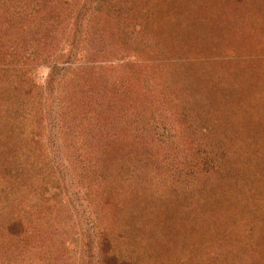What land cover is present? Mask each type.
<instances>
[{
  "label": "rangeland",
  "instance_id": "1",
  "mask_svg": "<svg viewBox=\"0 0 264 264\" xmlns=\"http://www.w3.org/2000/svg\"><path fill=\"white\" fill-rule=\"evenodd\" d=\"M83 1L56 0L39 29L56 24L53 18L65 11L67 20L68 4ZM109 1L123 6L114 34L109 29L116 18L104 22L92 14L88 31L71 39L60 19L53 41L32 49L40 53L35 59L27 57L34 53L25 33L13 28L0 36V264H107L117 253L133 264H264V137H256L264 135V78L250 76V90L258 94L250 101L262 102L260 110L249 107L262 122L254 124L253 137L236 92L241 73L264 74V0ZM161 10H182L175 26L183 15L185 22L198 20L192 30L200 31L198 45L190 41L191 51L176 53L178 30L157 32L160 22L169 27L172 21L162 19ZM100 27L114 36L145 29L144 36L134 31L138 50L128 53L141 78L119 73L124 58L109 56L117 41ZM175 55L215 74L220 89L214 98L180 107L194 96L173 88L176 75L168 78L166 65L149 64ZM13 64L26 71H3ZM228 85L235 89L229 92ZM105 150V162L96 161ZM86 164L91 172L82 169ZM47 231L48 245L41 242ZM100 238L110 245L99 246Z\"/></svg>",
  "mask_w": 264,
  "mask_h": 264
},
{
  "label": "trees",
  "instance_id": "2",
  "mask_svg": "<svg viewBox=\"0 0 264 264\" xmlns=\"http://www.w3.org/2000/svg\"><path fill=\"white\" fill-rule=\"evenodd\" d=\"M55 2H56V0H13V1H11V0H9V1L0 0V36L4 35L2 38H4V37L7 38V33L13 28L15 30H17L19 33H21L22 35H24V33H25L26 36L28 37L27 43H30V46H31L30 47L31 53L32 52L34 53V54H30V56H32V57H30V56H27V57H28V59L29 58L30 59H35L38 56H40V53H39L38 50L36 51V50H32V49L39 48V47L43 46L45 44V42L48 41V40L53 41L51 39V38H54L53 33L55 32V30L53 28H55V29L57 28V23L60 22V19H61V21L66 22V25L70 27L68 32L71 33V35H72L71 39L72 38L74 39L75 37H79L80 38L84 30L88 31V28L86 27V21H87V19H89V17L92 14H93V17H98L99 19H102L104 22H109L111 19L114 20L116 18V21L113 24V28L109 29V32L114 34V32L112 31L113 29H115L116 31H119L117 29L118 27L116 28L117 22H118L117 18L120 15V8H122L123 6L119 5V7H118L117 2L109 1V0H85V1L82 2V4H79V3L68 4L67 3L69 5L65 9L68 12L67 20H66V11L64 10L65 14L63 13L62 16L53 18V19H55L57 21L56 24H53L50 27H49V25H46L48 28H46L45 31L39 29V26H38L37 23L38 22L46 23L47 17L51 18V15H52V13L55 10L54 6L57 5V4H55ZM93 7H96V10H94V11L91 10ZM161 7H163V5H161ZM169 8H171V7L168 6V11H170ZM24 9L27 10L26 14L24 13L21 16H18L20 14V12H22V11L24 12ZM90 11H91V13H90ZM161 11H163L162 15L165 16L162 19H164L166 22H167V20H169V21L172 20V21L169 22V23H171V26H169V27L165 26L163 22H160V25H159L160 27L157 29V32L158 33L159 32L160 33H164V31H165V33H167L168 29H170L171 31L172 30H176V29L178 30V32L176 34L178 36L179 41L177 42L178 48H177V50H175L176 53H177V51H179L180 53L184 52V54H186L189 51H191V49L193 47L190 45V41H191V43H194V45H196V44L198 45L197 41L199 40L198 38L200 37V31H199L198 36H196V34H195L196 32L192 31L195 28V26L197 24H199L198 20H190L189 22H185L186 21V17H185V15L182 14L183 17L185 18V21L183 20L184 22L181 21L179 24H176V26H175L174 23H176L177 21L174 22V20L176 19L177 15L182 13V10H178L176 12H173L172 14H170L169 12L167 14L164 10H161ZM102 16H104V17H102ZM189 16H190V14H189ZM146 17L150 18V13L145 15V18ZM48 20L51 21V19H48ZM148 20L149 19H147V21ZM143 29L144 28H141V29H138L136 31L133 28L132 32H128V33L124 32L123 34L120 33L118 36L117 35L116 36L111 35L110 33L107 34L106 32L108 30L106 28L100 27V29L98 30L99 33H105L106 39H114L115 41H117V43L115 44L116 46H113L114 51H112V52L109 51V56H111L110 53H114L117 57L121 56V58H124L123 62L117 63L119 65L118 66L119 73L121 75H123V74L129 75L128 77L130 79L138 80L143 75V74L138 72L139 65H137L136 61H131L133 58L128 57V55L130 54L129 53L130 51L134 52V51L138 50L136 48V45H133V40H135V38H136V37H134V35H135L134 31L137 34H138V32H141L142 35L144 36L145 29L144 30ZM41 31H42V33H40ZM150 31L154 32V30H152V29ZM27 32H31V33H27ZM91 32L94 33L95 32V28ZM78 33H80V34H78ZM26 36H25V38H26ZM39 37H41V39ZM123 38H126V40H127L126 44H124L123 42H120V40L123 39ZM140 42H141V40H140ZM162 43L163 42H161V40H160L158 42V44H159L158 47H160L162 45ZM70 45H71V43H70ZM169 45H173V44H169ZM161 47H162V49L164 51L166 46H161ZM171 47H173V46H171ZM195 47L196 46H194V48ZM201 49L202 48H201V45H200L199 51ZM8 50L10 52H13L14 49L13 48L12 49L8 48ZM172 50H173V48H169L170 52ZM120 52L121 53H125V54H121ZM144 53H147V52H144ZM72 55H73V51H72V47H71L70 50H69V56H72ZM165 55H168V54H166V52H165ZM125 57H128V58H125ZM164 57L166 59L165 62H164V58H163V62L160 61L159 63L154 64V61L157 60V59H154V60L152 59L149 64H153V65H162L163 64L164 66L166 65L167 67H164V69H165L167 74H170V76L168 78H170L173 75H176V76H173L172 78H170V80L174 81L173 88L176 89V90L178 88L179 92H181L180 94H183L184 97H186V96L188 97L189 95L194 96L193 97L194 101H192L191 104H188L189 103L188 102L185 105L183 102L182 103H181V101L179 102L180 103L179 105H181L180 107L182 109H187V110H188V108H192L193 109V107H195L196 104L197 105L199 104L201 106L200 102L203 99L208 98V97L209 98L210 97L214 98V95L217 94V93H215L214 90L215 89H220V87L217 88L218 83L215 80L216 76H215V74L213 72H210V70L207 69V67L204 68V66H203L202 70L198 69V68L197 69L196 68H192V65L189 62H182L181 61L182 59L179 60V58L176 57V55L173 56V57H175L176 60L174 58H172V60H169L168 56H164ZM68 59H70V58H68ZM106 59L107 60H105V62H109V59L108 58H106ZM133 60H135V59H133ZM66 61H68V60H66ZM116 61H120V60H116ZM116 61L113 62V64H115ZM12 62H15V61H12ZM145 63H148V62H145ZM67 68L68 67H66V69ZM203 68H204V70H203ZM24 70L26 71L24 66L19 68L17 65L13 64L11 66L5 67L3 71L6 72V73H9V75L13 76V75H18L17 73H19V72L23 73ZM50 70H51L50 71V77H48V79H47V83H48L47 84V87H48L47 89H49L50 92H51L52 87H53L51 85V83H52V81L54 79V75H55L56 70H57L56 63H53L51 65V69ZM168 72H170V73H168ZM185 74L188 75V80L189 81L187 83H185V81H184L185 78H187V77H185ZM244 74L245 75H249V76L245 77ZM252 74H253V72L252 73H241V75H239V79L238 80H241V84H240V87H238V90L236 91L240 95V97L242 99V101H240V103H239L240 105H242V107H240L241 113L245 116V118L247 119V122L251 124V127L254 124L257 125V123L261 124L262 122H261V119L259 120L257 115H255V114L253 115L252 111L249 110V107L250 106L252 108L254 107V109L257 110V109H259V107H260L262 102H260V100L258 99V101H256L258 103V105H257L256 103H254V102L252 103L250 101L252 98L255 99V97L258 96V94L254 93V90H252V89L250 90V88H252V86H253V84H250V83H254L253 81L251 82L250 76L251 77L253 76L254 77L253 78L254 81H257V82L261 81L262 78H264V74H260L259 70H258V72H256V75L255 74L252 75ZM203 75H204V77H203ZM202 77H203V80H200L199 78H202ZM193 78H195L194 79L195 81H193ZM246 78L249 79L247 84L244 82V80ZM117 80H119V76H118ZM21 81H23V78H21ZM111 81H112V83L115 82V80H111ZM182 82L184 83V85L181 84ZM118 87H119V83H116L112 88L114 90H117V89L119 90ZM227 87L228 88L226 90H228L229 92H231V91H233L235 89L234 86L228 85ZM230 89H232V90H230ZM47 95H48V98L50 99L51 94L48 93ZM117 95H120V94L117 93ZM173 95L177 96L175 92H174ZM115 99H116V97H115ZM195 100H196V103H195ZM255 100H257V99H255ZM118 102H119V100L116 99V101L113 102V105H114V103H115V105H117ZM252 104H254V105H252ZM129 105L130 106H127V107H132L131 103H129ZM228 107H229V109H232V107H230L229 104H228ZM128 109H130V108H128ZM139 113L140 112L137 113L135 111L136 116H138ZM191 113H192V111L189 110V114L188 115H190ZM136 116L134 115L132 117V119H136ZM246 119H244L243 121H245ZM257 120H259V121L257 122ZM243 121H241V122H243ZM49 124H50V122H49ZM255 125L252 127V129L249 126L250 129H251L250 131L252 133V137L254 135H256V133L254 131L255 130ZM259 131H260V129H259ZM256 137H257V139H262V137H264V135L263 136H259V137L256 135ZM98 142H99V140H98ZM115 142H116V140H115ZM146 142L151 143V141H148V140ZM146 142H145V145H146ZM85 145L87 146V143H85ZM87 148H88V146H87ZM91 150H92V152H90V154L96 153L97 150L99 152H101L102 149L100 147H98L97 150H96V148H93ZM102 154L103 155L99 158V160H96V161H102L103 163L105 162V160L107 159V156L109 155V153L106 154V150H105ZM81 155H83V150L81 152ZM91 159L92 158H90V161H91ZM93 161H94V159H93ZM93 163H94L93 165L95 166V162H93ZM89 164H90V162H89ZM86 165H84L82 167V169L83 170L87 169V171H89L88 170L89 165L88 164H86ZM85 166H86V168H85ZM59 172L61 173V170H59ZM89 172H91V171H89ZM146 172H147L148 175H150L152 173V171H150V169L147 170ZM94 174L99 179L101 178V177H99V174H97V173H94ZM86 187H87L88 190L91 191V189H89L88 186H86ZM92 187H93V185H92ZM87 189H86V191L88 192ZM136 198H138V197L136 196ZM131 201H132V198H131ZM68 202H69L70 205L73 204L75 207H77L76 206V202H75V200L73 198L70 197ZM51 205H53V204L51 203ZM97 216L99 217V215H97ZM125 221L121 222V224H123V225L127 224V222H125ZM20 222H22V221L16 222L18 227L20 226ZM14 225L15 224L12 223V225H11L12 229H13ZM11 234H12V232H11ZM46 235H48V231L43 236V239L41 240V242L47 243V245H48V242H47L48 240L45 239ZM44 243H43V246H45ZM98 243H99V246H102L103 248L107 247V245L108 246L110 245L109 244V238H103L102 240L100 238L98 240ZM40 245H42V243ZM88 253L89 254L87 256L90 259L91 251H88ZM126 255H129V254L127 253ZM108 256H109V254L107 255V257L104 255L103 256V261L105 259L109 258ZM121 257H123V256L122 255L120 256L118 253L114 254L113 256H111L108 259L107 264H133V262H131L130 259H128V258L122 259ZM99 263H101V262H99Z\"/></svg>",
  "mask_w": 264,
  "mask_h": 264
}]
</instances>
